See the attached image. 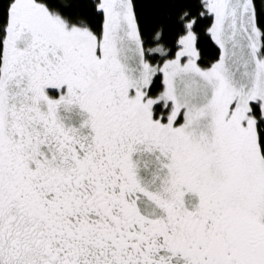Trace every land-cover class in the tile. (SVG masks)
Segmentation results:
<instances>
[{"label":"snow or ice","instance_id":"snow-or-ice-1","mask_svg":"<svg viewBox=\"0 0 264 264\" xmlns=\"http://www.w3.org/2000/svg\"><path fill=\"white\" fill-rule=\"evenodd\" d=\"M0 264H264V0H0Z\"/></svg>","mask_w":264,"mask_h":264}]
</instances>
